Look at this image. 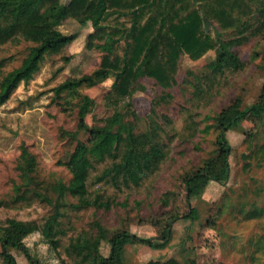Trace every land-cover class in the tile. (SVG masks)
Wrapping results in <instances>:
<instances>
[{
	"label": "trees",
	"instance_id": "16d2710c",
	"mask_svg": "<svg viewBox=\"0 0 264 264\" xmlns=\"http://www.w3.org/2000/svg\"><path fill=\"white\" fill-rule=\"evenodd\" d=\"M70 19L82 27L91 23L94 31L88 35L87 47L98 48L102 56L92 73L56 86V96L63 92L79 94L82 87L99 85L111 76L115 80L103 96V113L92 115L93 125L88 129L79 125L77 131L68 132L69 139L76 141L65 163L72 174L69 183L38 178L36 157L23 150L18 165L20 180L14 183L12 195L0 200V206L25 208L41 202L48 212L35 220L12 217L0 224L3 264H18L12 249L22 252L30 264H45L25 242L35 232L42 235L60 264H126L123 251L128 243L142 241L161 248L171 239L173 223L180 219L175 209L164 214L165 220L152 222L155 227L163 224V229L151 239L137 237L128 229L111 232L97 220L85 222L82 229L76 223L82 219L84 209L109 211L117 205L127 206L133 196L155 191L176 145L199 133L200 111L247 69L246 60L226 55L227 37L233 36L239 44L249 37L264 36V0H70L67 4L60 0H0V47L32 44L20 65L11 70L7 67L15 55L0 58V105L10 99L21 82L32 78L47 53L78 37L77 32L55 34L57 27ZM210 51H215L217 57L197 77L190 100L180 106L178 116H161L153 105L156 119L151 118L150 128L138 131L137 113L131 121L130 112L123 111V102L138 90L140 81L152 78L163 88H171L177 82L184 55L199 61ZM261 67L264 70V63ZM84 98L90 101L88 112L93 113L95 101ZM263 113L264 86L253 104L243 107L242 99L237 97L215 116H206L205 120L214 122L204 131L215 129L217 149L201 165L181 174L188 199L204 181L226 184L230 176L228 131L248 115ZM82 133L87 135L84 140ZM166 194L161 201L168 206ZM71 197L77 201L69 200ZM103 243L109 245L108 254L102 252ZM187 263L197 264V260L188 259ZM146 264L183 263L171 258L153 259Z\"/></svg>",
	"mask_w": 264,
	"mask_h": 264
},
{
	"label": "rangeland",
	"instance_id": "374dc122",
	"mask_svg": "<svg viewBox=\"0 0 264 264\" xmlns=\"http://www.w3.org/2000/svg\"><path fill=\"white\" fill-rule=\"evenodd\" d=\"M60 1L67 4L70 0ZM93 31L91 23L82 27L75 19L57 27L56 36L77 32L78 37L55 52L47 53L32 78L21 82L10 99L0 105V200L11 196L14 183L20 180L18 165L24 149L37 159L38 178L51 183H69L72 179L65 163L74 151L76 141L69 139L68 132L77 131L79 125L83 129L93 125L92 115L103 113V96L115 77L93 87H82L76 95L63 92L57 97L54 88L67 79L90 74L98 67L102 52L87 47L88 35ZM227 38L229 49L226 55L234 60H246L247 69L233 78L230 85L200 111L199 133L192 140L176 145L174 157L155 191L133 196L127 206L117 205L109 211L95 207L84 209L80 213L82 219L76 223L78 229H82L85 222L97 220L111 232L128 229L137 237L151 239L163 229V224L152 227V222L165 220L164 214L175 209L180 219L173 223L171 239L161 244V248L169 247L171 254L168 255L180 259L183 264L188 259H196L197 264H264V113L259 116L250 114L240 125L228 131L230 176L226 184L204 181L188 199L180 179L184 171L198 167L215 154L217 133L214 128L204 131L214 122L205 120L206 116H215L237 97L242 99L243 107L249 106L262 94L264 36L249 37L239 44L233 36ZM31 45L19 42L0 47V58L15 55L7 70L20 65ZM216 57L215 51L208 52L199 61L184 55L177 82L168 89L152 78H143L138 90L123 102V111L130 112L128 118L131 121L135 120L134 112L139 117L136 129L145 131L151 127V118L156 119L153 105L161 116H178L180 106L190 100L197 77L208 70L209 62ZM85 96L95 101L93 113L88 112L90 101ZM158 122L162 125L160 119ZM81 138L84 140L87 135L82 133ZM165 194L170 200L168 206L161 201ZM69 200L77 201L73 197ZM47 212L41 202L25 208L0 206V224L12 217L35 220ZM141 223L155 231H137L143 227ZM42 238L39 232H35L25 242L45 264H60ZM134 243L138 245L142 241ZM154 243L159 244V240L154 239ZM128 246L133 249L132 245ZM108 249L109 245L103 243V254H108ZM12 253L18 264H30L19 250L12 249ZM124 254L128 260L131 250L124 251ZM0 264H3L1 257Z\"/></svg>",
	"mask_w": 264,
	"mask_h": 264
},
{
	"label": "crops",
	"instance_id": "0c3cea01",
	"mask_svg": "<svg viewBox=\"0 0 264 264\" xmlns=\"http://www.w3.org/2000/svg\"><path fill=\"white\" fill-rule=\"evenodd\" d=\"M141 225H143V227L141 226L142 228H140L137 231H141L143 229H147V231H150L151 233H153L155 231V230L154 231L151 230V228L154 226H152L149 229V228H146V227H149V226H146L147 224L146 225L141 224ZM128 245H132L133 249H130V246H128ZM136 246H139V247H136ZM168 248H169L168 246H165L163 248H152V247H150L146 244H143V243L138 244V245L135 243H132V244H127V246L125 247V250H124L125 253L127 251L131 250V256H129L130 258L128 257V260L125 259L124 251H123V257H124V261L126 264H128L129 262L131 264H146L148 261L153 260V257H154V259H161V260H169L171 258H175L173 256L168 255V254H171L170 253L171 251H169ZM167 255H168V257H167ZM143 257H147V258H143ZM148 257H150V258L152 257V259H150Z\"/></svg>",
	"mask_w": 264,
	"mask_h": 264
}]
</instances>
